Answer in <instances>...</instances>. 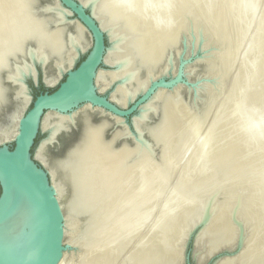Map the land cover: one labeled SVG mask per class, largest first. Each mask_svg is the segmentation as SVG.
I'll return each instance as SVG.
<instances>
[{
    "label": "bare ground",
    "instance_id": "6f19581e",
    "mask_svg": "<svg viewBox=\"0 0 264 264\" xmlns=\"http://www.w3.org/2000/svg\"><path fill=\"white\" fill-rule=\"evenodd\" d=\"M79 1L112 42L105 62L114 69H100L96 84L101 94L113 90L117 104L127 106L166 72L169 53L191 26L212 46L199 75L213 82L197 105L181 87L160 91L143 108L133 143L119 121L89 104L46 114L48 135L36 158L63 207L68 244L80 249L59 264H182L183 241L202 219L209 224L198 239L199 262L241 244L217 264H264V94L257 89L264 82V0ZM53 2L0 0V145L16 138L31 104L25 80L34 63L54 86L92 45ZM80 125V139L61 150ZM23 224L26 218H13L0 240L23 243Z\"/></svg>",
    "mask_w": 264,
    "mask_h": 264
},
{
    "label": "water",
    "instance_id": "95a60500",
    "mask_svg": "<svg viewBox=\"0 0 264 264\" xmlns=\"http://www.w3.org/2000/svg\"><path fill=\"white\" fill-rule=\"evenodd\" d=\"M53 1L71 13L68 16L70 20H77L86 29L92 45L89 50L79 53L75 65L62 74L63 81L54 87L45 82L44 69L39 61L33 66L35 75L33 73L25 80L31 104L19 121L18 133L12 144L8 145L7 142L0 145V229L15 217L26 218L29 225H22L25 233L23 243L12 247L0 240V264H59L67 251L80 250L66 242L63 207L52 186L50 173L36 158L38 148L48 135L42 128V121L48 112L69 115L89 104L94 109L104 111L112 120L119 121L127 129L129 141L134 142V137L139 135L137 122L141 120L143 108L160 91L175 93V89L181 87L184 99L186 97L188 102L197 105L203 86L213 82L211 78L199 75L203 74L202 60L209 55L212 46L208 47L204 34L200 32L198 35L191 26L183 32L178 48L169 53L170 63L166 72L162 71V75L150 79L146 90L127 106L117 104L107 95L109 90L101 94L96 84L100 69H114L105 62L112 45L109 35L101 28L90 9L79 0ZM192 66H199L195 69L197 77L193 72L190 74ZM30 82L40 91L38 94H35ZM41 87L44 91H41ZM93 121L98 122L99 119L95 117ZM80 126L83 130L80 127L78 132L64 136L61 150L80 139L85 129L83 125ZM117 127L122 126L107 130V136H112ZM40 135L44 137L37 142ZM208 222L209 219H202L187 232L183 241L182 264H217L221 259L234 257L240 252L241 244L225 246L207 260L199 262L198 255L202 249L198 239ZM241 232L244 234L242 226Z\"/></svg>",
    "mask_w": 264,
    "mask_h": 264
},
{
    "label": "rangeland",
    "instance_id": "374dc122",
    "mask_svg": "<svg viewBox=\"0 0 264 264\" xmlns=\"http://www.w3.org/2000/svg\"><path fill=\"white\" fill-rule=\"evenodd\" d=\"M83 58H84V56L82 55V56H81V59H83ZM78 63H79V62H77V64H78ZM77 64H76V66H77ZM60 81H63V78H61ZM60 81H59V82H60ZM59 82H58V83H59ZM261 82H262L263 87H262V85H261V87H259V86H260V83H259L257 89L260 88V90H261V94L263 95L264 93H263L262 91H263V88H264V82H263V81H261ZM58 83H57V84H58ZM57 84H56V85H57ZM30 86L32 87V89H33V91L35 92V94H38V93L40 92V91H38L37 89L34 88L33 82H30ZM54 86H55V85H54ZM54 86H53V87H54ZM53 87H52V88H53ZM39 88H40V87H39ZM43 89H44V88H43ZM49 89L52 90L51 88H49ZM41 90H42V87H41ZM98 91H99V90H98ZM258 91H259V90H257V92H258ZM99 92H100V91H99ZM103 93H105V91H104ZM112 93H113V90L111 91V93H108L107 95L111 97ZM258 93H259V92H258ZM248 107H249V106H247V110H248V111H250V110L253 111L252 106L249 107L250 110L248 109ZM251 111H250V112H251ZM252 113H253V112H252ZM43 137H44L43 135H40V136H39V139H38L37 142H39ZM11 142H12V141H11ZM11 142H8L7 144L10 145V144H12ZM66 242L68 243L67 238H66ZM72 252H74V251L72 250L71 253H72Z\"/></svg>",
    "mask_w": 264,
    "mask_h": 264
},
{
    "label": "trees",
    "instance_id": "16d2710c",
    "mask_svg": "<svg viewBox=\"0 0 264 264\" xmlns=\"http://www.w3.org/2000/svg\"><path fill=\"white\" fill-rule=\"evenodd\" d=\"M41 91H44V89L42 88V90Z\"/></svg>",
    "mask_w": 264,
    "mask_h": 264
}]
</instances>
